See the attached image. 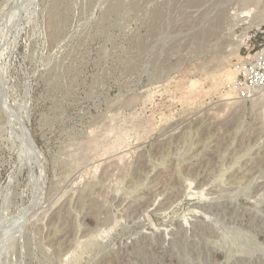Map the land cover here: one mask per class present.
Instances as JSON below:
<instances>
[{"label":"rangeland","instance_id":"rangeland-1","mask_svg":"<svg viewBox=\"0 0 264 264\" xmlns=\"http://www.w3.org/2000/svg\"><path fill=\"white\" fill-rule=\"evenodd\" d=\"M259 28L264 0H0V264H264Z\"/></svg>","mask_w":264,"mask_h":264},{"label":"built area","instance_id":"built-area-1","mask_svg":"<svg viewBox=\"0 0 264 264\" xmlns=\"http://www.w3.org/2000/svg\"><path fill=\"white\" fill-rule=\"evenodd\" d=\"M259 43L244 48L245 56L239 64L238 73L232 83L233 90L243 99L253 96L264 99V30L259 28L251 41Z\"/></svg>","mask_w":264,"mask_h":264},{"label":"bare ground","instance_id":"bare-ground-1","mask_svg":"<svg viewBox=\"0 0 264 264\" xmlns=\"http://www.w3.org/2000/svg\"><path fill=\"white\" fill-rule=\"evenodd\" d=\"M237 39H238V38H237ZM234 44H235V45L237 44L236 49H234L235 51L233 50V51H234V55L236 56L237 53H238L239 47L241 46V42L239 41V42L234 43ZM232 45H233V44H232ZM235 45H234V46H235ZM233 48H234V47H233ZM231 52H232V51H231ZM234 55H233V56H234ZM232 77H233L232 74H231L229 71H227V72H224L223 75H221L220 80H221V81H223V80H224V81H230V80L232 79ZM221 81H220V82H221ZM224 81H223V82H224ZM221 83H222V82H221ZM217 84H218V83H217ZM230 94H231V93H230ZM230 98H231V96H229L228 99L230 100ZM257 98H258V97H257ZM226 99H227V98H226ZM231 99H233V98H231ZM259 99H260V97H259ZM261 99H262V98H261ZM230 103H231V102H230ZM24 133H25V132H24ZM30 138H31V137H30ZM32 142H33V141H32Z\"/></svg>","mask_w":264,"mask_h":264}]
</instances>
